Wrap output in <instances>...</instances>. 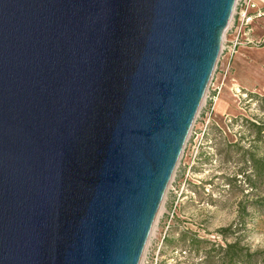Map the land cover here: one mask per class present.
Wrapping results in <instances>:
<instances>
[{
	"label": "water",
	"instance_id": "1",
	"mask_svg": "<svg viewBox=\"0 0 264 264\" xmlns=\"http://www.w3.org/2000/svg\"><path fill=\"white\" fill-rule=\"evenodd\" d=\"M237 0H0V264H139Z\"/></svg>",
	"mask_w": 264,
	"mask_h": 264
},
{
	"label": "rangeland",
	"instance_id": "2",
	"mask_svg": "<svg viewBox=\"0 0 264 264\" xmlns=\"http://www.w3.org/2000/svg\"><path fill=\"white\" fill-rule=\"evenodd\" d=\"M249 28L255 45L238 48L228 69L225 52L217 61L139 264H199L186 239L223 245V228L227 242L264 249V171L246 163L264 164V16Z\"/></svg>",
	"mask_w": 264,
	"mask_h": 264
},
{
	"label": "trees",
	"instance_id": "3",
	"mask_svg": "<svg viewBox=\"0 0 264 264\" xmlns=\"http://www.w3.org/2000/svg\"><path fill=\"white\" fill-rule=\"evenodd\" d=\"M258 127H256V136L262 132ZM246 163L252 164L257 177L259 173L264 171V164L255 161L253 157ZM218 233L222 237L223 245L211 244L196 236L186 239L185 243L189 252L202 254L199 264H264V249L251 250L241 244L238 239L227 242V238H232L230 228L220 229ZM184 235L182 234V237Z\"/></svg>",
	"mask_w": 264,
	"mask_h": 264
},
{
	"label": "built area",
	"instance_id": "4",
	"mask_svg": "<svg viewBox=\"0 0 264 264\" xmlns=\"http://www.w3.org/2000/svg\"><path fill=\"white\" fill-rule=\"evenodd\" d=\"M256 5L252 2V0H237L235 4V8L229 22V25L224 33L223 37V45L221 47V52L219 56V60L221 55L225 52L226 56V69H228L230 60L237 53L238 48L247 47L255 45L254 41L249 38V33L251 29L249 26L253 18L263 17L264 14L256 13L254 15L250 14V11L255 9ZM226 34H229V40H226ZM218 60V61H219ZM212 86V83H209ZM217 88H213L212 91L216 92ZM219 91V90H218ZM215 101V97L209 98V109L211 113V106H213Z\"/></svg>",
	"mask_w": 264,
	"mask_h": 264
},
{
	"label": "crops",
	"instance_id": "5",
	"mask_svg": "<svg viewBox=\"0 0 264 264\" xmlns=\"http://www.w3.org/2000/svg\"><path fill=\"white\" fill-rule=\"evenodd\" d=\"M252 2L256 5V8L250 11L251 15H254L256 13H262L264 14V0H252ZM261 18V17H260ZM258 18H253V20H256ZM252 20V21H253Z\"/></svg>",
	"mask_w": 264,
	"mask_h": 264
}]
</instances>
